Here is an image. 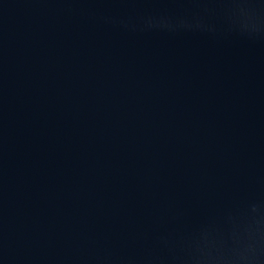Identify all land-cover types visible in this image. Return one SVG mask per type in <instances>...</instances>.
<instances>
[{"label":"water","instance_id":"water-1","mask_svg":"<svg viewBox=\"0 0 264 264\" xmlns=\"http://www.w3.org/2000/svg\"><path fill=\"white\" fill-rule=\"evenodd\" d=\"M0 264H264V0H0Z\"/></svg>","mask_w":264,"mask_h":264}]
</instances>
